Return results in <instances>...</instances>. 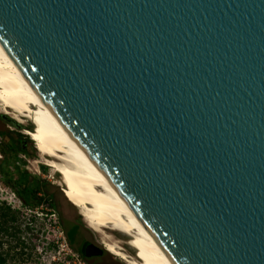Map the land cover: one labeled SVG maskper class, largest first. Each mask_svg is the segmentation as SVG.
Returning a JSON list of instances; mask_svg holds the SVG:
<instances>
[{
  "label": "water",
  "instance_id": "95a60500",
  "mask_svg": "<svg viewBox=\"0 0 264 264\" xmlns=\"http://www.w3.org/2000/svg\"><path fill=\"white\" fill-rule=\"evenodd\" d=\"M0 40L176 264H264V0H0Z\"/></svg>",
  "mask_w": 264,
  "mask_h": 264
},
{
  "label": "bare ground",
  "instance_id": "6f19581e",
  "mask_svg": "<svg viewBox=\"0 0 264 264\" xmlns=\"http://www.w3.org/2000/svg\"><path fill=\"white\" fill-rule=\"evenodd\" d=\"M0 107L32 122L35 130L27 134L40 155L52 159L47 165L61 176L67 200L78 208L85 223L101 234L110 230L127 236L126 243L135 250L136 259L107 236L103 244L111 255L126 264H176L95 158L53 112L1 40Z\"/></svg>",
  "mask_w": 264,
  "mask_h": 264
},
{
  "label": "rangeland",
  "instance_id": "374dc122",
  "mask_svg": "<svg viewBox=\"0 0 264 264\" xmlns=\"http://www.w3.org/2000/svg\"><path fill=\"white\" fill-rule=\"evenodd\" d=\"M13 113H6L0 107V130L25 134L32 141L27 134L35 130L32 122ZM32 147L36 148L33 141ZM32 147L29 145V150ZM37 153L36 159L24 155H21V158L26 162V169L33 175L51 182V192L56 194L57 208L54 213L48 215L41 211L26 210L17 196L0 181V202L10 206L11 215L16 218L15 222L9 221L6 226L0 227V256L6 259L5 264H88L78 253L85 242L104 251L105 255L100 259L102 264H126L104 249L103 242L107 241V236L118 241L126 253L136 259L135 250L126 243L129 239L127 236L110 230H104L101 234L85 223L78 208L67 200L61 176L47 165V160L52 159L41 156L38 151ZM75 226L79 231L72 247L67 233H72ZM6 227L9 229L8 234L4 232Z\"/></svg>",
  "mask_w": 264,
  "mask_h": 264
},
{
  "label": "trees",
  "instance_id": "16d2710c",
  "mask_svg": "<svg viewBox=\"0 0 264 264\" xmlns=\"http://www.w3.org/2000/svg\"><path fill=\"white\" fill-rule=\"evenodd\" d=\"M14 124V122H12ZM34 131L31 130V132ZM0 181L9 188L21 201L22 206L29 211H41L48 215L57 208L56 194L51 192L52 184L44 178L33 175L26 169V162L21 155L33 159L38 158L36 148L32 147V141L22 133H14L10 130H0ZM31 145V150H29ZM46 170V168H43ZM12 209L0 202V227L6 226L11 221L15 222V216L11 215ZM10 219V220H9ZM67 233L69 244L74 247L79 228ZM2 229V228H1ZM1 231V230H0ZM5 233L9 229L5 228ZM89 243L85 242L84 247ZM80 256L86 261L84 250L78 251ZM6 259L0 256V264H5Z\"/></svg>",
  "mask_w": 264,
  "mask_h": 264
},
{
  "label": "flooded vegetation",
  "instance_id": "af4514ba",
  "mask_svg": "<svg viewBox=\"0 0 264 264\" xmlns=\"http://www.w3.org/2000/svg\"><path fill=\"white\" fill-rule=\"evenodd\" d=\"M91 245V243H89L87 246L84 247V244L81 246V248L79 249V251L81 250H84V256H85V259L87 260L88 264H102V262L100 261V259L102 257H104L103 254L102 256H91V257H87L86 256V249L87 247Z\"/></svg>",
  "mask_w": 264,
  "mask_h": 264
},
{
  "label": "crops",
  "instance_id": "0c3cea01",
  "mask_svg": "<svg viewBox=\"0 0 264 264\" xmlns=\"http://www.w3.org/2000/svg\"><path fill=\"white\" fill-rule=\"evenodd\" d=\"M104 256V255H103Z\"/></svg>",
  "mask_w": 264,
  "mask_h": 264
}]
</instances>
